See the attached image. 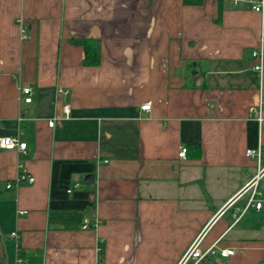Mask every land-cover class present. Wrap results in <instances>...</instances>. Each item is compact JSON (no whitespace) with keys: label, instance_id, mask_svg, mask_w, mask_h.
<instances>
[{"label":"crops","instance_id":"1","mask_svg":"<svg viewBox=\"0 0 264 264\" xmlns=\"http://www.w3.org/2000/svg\"><path fill=\"white\" fill-rule=\"evenodd\" d=\"M263 31L228 0H0V137L28 144L0 148V264L20 248L42 264H178L199 235L235 253L198 264H264V176L261 208L234 217L264 166L247 154L264 147L250 112ZM21 163L35 181L8 189ZM61 211L83 224L52 222Z\"/></svg>","mask_w":264,"mask_h":264},{"label":"built area","instance_id":"2","mask_svg":"<svg viewBox=\"0 0 264 264\" xmlns=\"http://www.w3.org/2000/svg\"><path fill=\"white\" fill-rule=\"evenodd\" d=\"M233 5L239 6L241 4H248L251 8L260 13L262 16V21L264 24V0H228ZM19 24L21 27V38L27 39L29 38V33L27 31V27L24 24L22 18L19 19ZM252 57L255 59L254 69L262 76L264 71V31L262 33V42L260 47L254 49L252 51ZM21 92L25 95V102L30 103L32 101V88L30 86H22L20 88ZM60 91H63L62 89ZM68 93V91H63ZM68 107L65 108V112L68 113ZM151 104L147 103L142 106L144 110H150ZM264 98L261 96L259 99V103L250 108V112L257 114V120L259 121L260 126H264ZM53 125V121L50 122ZM27 141L22 140L20 136H1L0 137V148L1 149H9L16 150L20 155L27 153ZM188 154V147L183 145L179 151V157L185 159ZM247 154L251 157H257L258 160L261 159V156L264 154V147H260L259 149H248ZM108 160H106L107 162ZM264 174V168H261L259 173L250 181V185L248 187H254V190L245 206L235 205L236 199L231 201L228 206L235 205L234 217L238 222L241 217L245 214V212L249 209L251 205H255L257 208H261L262 202L257 200L256 195H258L257 187L259 183L260 177ZM28 181L29 183H33L35 181V177L25 168V166L20 164V173L14 181H9L6 185L8 189H15L18 187L21 182ZM87 226V225H86ZM1 235V233H0ZM13 237H17V233L14 232L11 234ZM202 244V235H199L193 243L189 246L186 253L183 255L182 259L178 264H198L203 260H207L210 256L220 255L221 257H227L233 255L235 251L233 249H218L217 245H211L209 247L203 248ZM101 250V248H100ZM17 264H23V260L19 257L17 260Z\"/></svg>","mask_w":264,"mask_h":264},{"label":"trees","instance_id":"3","mask_svg":"<svg viewBox=\"0 0 264 264\" xmlns=\"http://www.w3.org/2000/svg\"><path fill=\"white\" fill-rule=\"evenodd\" d=\"M80 43L84 46L85 58L84 61L88 65H97L100 62V49L96 45V42L81 40ZM84 213L82 211H61L52 212L51 220L52 222H61L62 224L69 223H82L83 224ZM93 227L94 224L89 223ZM101 256L103 255V246L101 245L100 250ZM19 257L23 260V264H42L43 260V250H37L28 254L23 252L20 248Z\"/></svg>","mask_w":264,"mask_h":264},{"label":"rangeland","instance_id":"4","mask_svg":"<svg viewBox=\"0 0 264 264\" xmlns=\"http://www.w3.org/2000/svg\"><path fill=\"white\" fill-rule=\"evenodd\" d=\"M261 168H264V166L261 167ZM261 168H260V169H261ZM259 171H260V170H259ZM258 173H259V172H258ZM258 173H257V174H258ZM263 176H264V174H263ZM263 176H262V177H263ZM262 177H260L259 182H260V180H261ZM258 184H259V183H258ZM252 192H253V191H252ZM251 194H252V193H251ZM251 194H250V196H251ZM259 196H260V194L256 195L257 200H259ZM249 198H250V197H249ZM260 201H261V200H260ZM236 202H237V201H236ZM261 202H262V201H261ZM251 206H255V205H251ZM255 207H256V206H255ZM256 208H257V207H256ZM258 209H259V208H258ZM241 218H242V217H241Z\"/></svg>","mask_w":264,"mask_h":264},{"label":"water","instance_id":"5","mask_svg":"<svg viewBox=\"0 0 264 264\" xmlns=\"http://www.w3.org/2000/svg\"><path fill=\"white\" fill-rule=\"evenodd\" d=\"M91 176V175H90ZM91 178H92V176H91Z\"/></svg>","mask_w":264,"mask_h":264}]
</instances>
